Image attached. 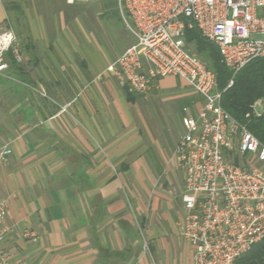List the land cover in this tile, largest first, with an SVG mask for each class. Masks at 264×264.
<instances>
[{
  "label": "crops",
  "instance_id": "1",
  "mask_svg": "<svg viewBox=\"0 0 264 264\" xmlns=\"http://www.w3.org/2000/svg\"><path fill=\"white\" fill-rule=\"evenodd\" d=\"M27 1L11 15L14 1L0 0L23 59L9 52L0 75V146L12 148L0 169L3 250L13 264H190L176 230L182 178L162 146L202 99H155L187 85L174 76L145 95L118 84L108 68L134 38L103 19L115 0Z\"/></svg>",
  "mask_w": 264,
  "mask_h": 264
},
{
  "label": "built area",
  "instance_id": "2",
  "mask_svg": "<svg viewBox=\"0 0 264 264\" xmlns=\"http://www.w3.org/2000/svg\"><path fill=\"white\" fill-rule=\"evenodd\" d=\"M115 2L123 27L134 38L108 68L118 84L129 94L145 95L157 79L174 76L202 99L195 115L181 118L182 134L171 156L182 173L185 210L176 230L191 249L190 264H235L264 240V145L223 109L215 74L189 52L185 34L196 28L214 44L233 77L251 61L264 59V0ZM16 40L12 30L0 31V75L8 68L9 52L16 64L23 62L14 49ZM252 110L264 116L260 101ZM11 155V143L0 146V169ZM5 216L6 203L0 201V222ZM5 231L0 230V264H13L2 248ZM22 238L38 240L32 230Z\"/></svg>",
  "mask_w": 264,
  "mask_h": 264
},
{
  "label": "trees",
  "instance_id": "3",
  "mask_svg": "<svg viewBox=\"0 0 264 264\" xmlns=\"http://www.w3.org/2000/svg\"><path fill=\"white\" fill-rule=\"evenodd\" d=\"M185 41L187 45L193 42L197 51L208 59V69L216 77V89L222 92L223 109L244 122L249 131L264 145V116L257 117L252 110V106L258 101L264 108V59L251 61L232 77L231 72L221 63L217 47L204 39L196 28L187 30ZM230 80L232 84L226 88ZM247 114L249 117L246 118ZM235 264H264V240Z\"/></svg>",
  "mask_w": 264,
  "mask_h": 264
},
{
  "label": "rangeland",
  "instance_id": "4",
  "mask_svg": "<svg viewBox=\"0 0 264 264\" xmlns=\"http://www.w3.org/2000/svg\"><path fill=\"white\" fill-rule=\"evenodd\" d=\"M13 1L14 2H12L9 5V7H8V12L11 15H17L18 14V5L19 6L22 5V4L27 5L28 3H31L32 2V1H27V0H13ZM12 6H14V9L12 8ZM106 18L108 20H112L113 22H115V24H114L115 25V29H117V30L118 29H122L123 24L121 22V19H120L119 14L117 13V10L116 11L114 10V11L109 12L106 15V17L103 18V19H106ZM119 21H120V24H122V26L119 24ZM6 29L13 30V27L10 28L7 23L0 24V31L6 30ZM187 47H188L189 52L192 55H194L199 60H201L206 65L207 68L208 67L210 68V63H209L208 59L206 58V56L200 54L197 51L196 45L193 42H189L188 45H187ZM193 94H194V91L192 89H190L187 85H185L183 83H178L177 86L174 88L173 91L167 92V93L161 95L159 98H155V99H160V98H162L164 100H167L168 99L169 100L168 102H170V104H172V105L174 103L177 104V102H180L181 100H183L185 98H188L190 96H194L195 97V100L198 101V99H196L197 96L196 95H193ZM179 133H181V129H178L177 130V128H176L175 131H172L171 133L170 132L167 133V136L169 138L167 140L168 142L166 143V145L164 144L162 146L164 148V151H163L162 156H163L165 162H170L171 164H173L171 162V156H172V152H173V149H174L175 144H176V141H177V138H175V137ZM162 144H163V141H162ZM235 161L239 163L240 161H243V160L242 159H236ZM179 175L182 178V173L180 171H179Z\"/></svg>",
  "mask_w": 264,
  "mask_h": 264
}]
</instances>
